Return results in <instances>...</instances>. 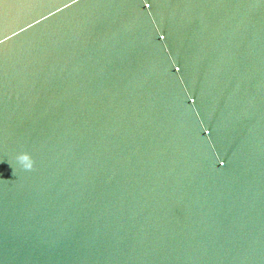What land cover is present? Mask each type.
Listing matches in <instances>:
<instances>
[{"label": "water", "instance_id": "95a60500", "mask_svg": "<svg viewBox=\"0 0 264 264\" xmlns=\"http://www.w3.org/2000/svg\"><path fill=\"white\" fill-rule=\"evenodd\" d=\"M0 264H264V0H0Z\"/></svg>", "mask_w": 264, "mask_h": 264}, {"label": "clouds", "instance_id": "9594fccd", "mask_svg": "<svg viewBox=\"0 0 264 264\" xmlns=\"http://www.w3.org/2000/svg\"><path fill=\"white\" fill-rule=\"evenodd\" d=\"M18 160L24 166L25 170H32L34 161L31 160L30 155L27 153H21L18 155Z\"/></svg>", "mask_w": 264, "mask_h": 264}]
</instances>
